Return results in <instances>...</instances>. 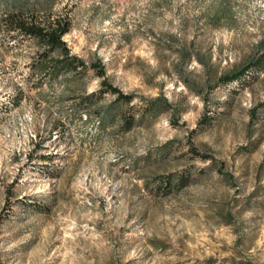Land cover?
<instances>
[{"label": "rangeland", "instance_id": "374dc122", "mask_svg": "<svg viewBox=\"0 0 264 264\" xmlns=\"http://www.w3.org/2000/svg\"><path fill=\"white\" fill-rule=\"evenodd\" d=\"M263 51L264 0H0V264H264Z\"/></svg>", "mask_w": 264, "mask_h": 264}, {"label": "trees", "instance_id": "16d2710c", "mask_svg": "<svg viewBox=\"0 0 264 264\" xmlns=\"http://www.w3.org/2000/svg\"><path fill=\"white\" fill-rule=\"evenodd\" d=\"M20 35L34 41L39 47L46 50L42 53L43 61L50 60L52 70L56 76L62 71H74L85 73L88 70L94 71L102 79L100 95L111 93L116 96V100L130 104L134 96L123 93L119 88L110 83L105 65L99 62H86L71 53L67 43L64 41L65 35L71 30V23L68 19L58 18L48 21L45 24L24 23L14 19L10 20ZM45 59V60H44ZM251 69H264V51L245 67L227 74L223 77L224 84L239 81ZM150 109L155 108L156 103L147 102Z\"/></svg>", "mask_w": 264, "mask_h": 264}]
</instances>
